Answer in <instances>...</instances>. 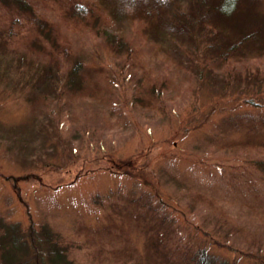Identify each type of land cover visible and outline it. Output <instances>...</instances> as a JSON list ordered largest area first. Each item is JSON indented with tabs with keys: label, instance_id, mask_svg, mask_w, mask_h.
Here are the masks:
<instances>
[{
	"label": "rangeland",
	"instance_id": "rangeland-1",
	"mask_svg": "<svg viewBox=\"0 0 264 264\" xmlns=\"http://www.w3.org/2000/svg\"><path fill=\"white\" fill-rule=\"evenodd\" d=\"M100 1L107 32L129 38L135 54L119 55L106 37L42 9L69 42L62 75L80 58L85 88L71 92L58 79L27 100L17 82L31 67L0 72V237L4 225L19 224L28 237L31 226L48 222L79 264H126L124 254L134 255L128 264H144L136 221L115 210L153 206L175 221L181 245L264 264V74L242 75L259 64L245 60L229 73L219 59L210 68L216 55L208 44L221 42L215 22L211 36L197 30L203 43L166 32L171 22L197 25L193 0H158L157 29L134 0ZM250 5L244 19L262 30L264 0ZM261 45L246 54L258 55ZM152 83L165 85L155 89L157 102H141L154 95ZM101 243L118 257L101 253Z\"/></svg>",
	"mask_w": 264,
	"mask_h": 264
},
{
	"label": "trees",
	"instance_id": "trees-1",
	"mask_svg": "<svg viewBox=\"0 0 264 264\" xmlns=\"http://www.w3.org/2000/svg\"><path fill=\"white\" fill-rule=\"evenodd\" d=\"M134 1L139 6H143L140 10L141 13L146 11L147 19L144 21L154 22L156 29L160 28L161 24L157 16L161 10L156 8L158 0ZM163 2H167V0ZM252 2L256 3V0H193L189 9L194 14L192 18L197 17V25L192 23V19L191 22H185L184 25H182L183 22L179 25L177 22L175 24L171 22V25L167 23L168 29L166 27L165 30L166 32L170 31L172 36H175L174 32L180 34L183 40L193 45L199 40L201 43L207 41L205 37L211 36L214 31L210 28L215 29L214 22L217 23V26H220L218 36L221 42L216 40L218 43L212 41L208 44V48L215 47L212 52H215L213 55H216L210 59L212 62L209 65L210 68L218 66L214 64L221 59L222 63L219 64L221 70H227L230 73L237 64L250 60L246 62L258 63V69L247 68L242 75L247 79L259 78L264 74L262 72L264 71V47L261 45L253 48L259 53L256 56H251L250 53L246 54L251 43L256 44L264 41V28L256 30L247 23L246 18L244 19V16L249 14V10L254 9L250 5ZM102 3L100 0H0V72L2 69L14 65L17 69L22 66L31 67L26 69L22 74L24 77L17 82V85L22 88L21 94H26L27 100L34 97L33 94L38 92V88L46 84H49L50 87L53 85L52 82H56L58 79L63 86L68 85L67 88L71 92L85 88L82 83L84 63L80 58L76 59L70 67L66 66L64 70L66 73L62 75L63 65L59 64L60 57L67 56L70 49L69 42L66 34L56 23L52 22L51 17L42 11L46 9L57 12V15L68 27L81 25L83 28H89L95 32L94 34L106 37L108 43L114 45L117 54L130 55L133 52L130 39L107 32L106 27L109 25L110 17L108 11L102 7ZM110 6L113 7L111 10L115 14L119 12L115 5L110 4ZM158 6L161 7V5ZM243 20L245 25L235 26ZM233 26L234 29L231 28ZM201 29L205 31V37L197 38L196 32ZM228 37H235V39L223 42ZM133 50L135 54L136 47ZM135 65L144 69L140 63ZM182 67L185 69L184 65ZM157 85V83L149 85L154 94L150 99L148 97L145 101L140 97L139 100L147 103L152 100L155 104L157 102L156 95L161 94V91L155 93V89L161 90V86L165 87V85ZM257 119H253L255 124ZM260 120L261 124H264V118ZM261 147L264 149L262 143ZM98 199L96 204L103 200V198ZM209 203L212 206L216 205L215 200L209 199ZM142 209V212L139 213L123 207L115 211L126 216L129 220L136 221L146 244L144 250L134 249L133 251L136 250V254L143 253L144 264H237L236 261L214 255L206 246L181 245V239H177L176 229L173 227L175 221L162 216L153 206L150 209ZM4 227L6 229L5 232L3 231L5 237H0V264H79L71 257L70 248L62 240L61 234L56 233L48 222L40 224L37 228L31 226L28 237L19 233L20 226L17 223L4 225ZM116 228L118 227L116 226ZM0 229L1 235L3 228L0 227ZM80 230L92 231L97 233L96 236L101 234L100 230L89 229L83 225L80 226ZM101 244L103 245V243ZM102 245L101 253L107 252L109 256L118 257ZM133 256L124 254L125 263L128 264Z\"/></svg>",
	"mask_w": 264,
	"mask_h": 264
}]
</instances>
